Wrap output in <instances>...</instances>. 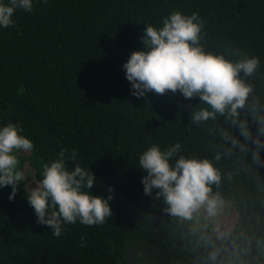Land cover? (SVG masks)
<instances>
[{"label": "trees", "instance_id": "obj_1", "mask_svg": "<svg viewBox=\"0 0 264 264\" xmlns=\"http://www.w3.org/2000/svg\"><path fill=\"white\" fill-rule=\"evenodd\" d=\"M172 11L203 18L207 50L238 47L259 58L248 104L258 101L256 115L264 116V0H34L31 13L17 10L14 25L0 28V128L19 124L34 145L18 154L26 178L15 197L9 200L11 186L0 188V264H209L208 250L198 244L201 232L222 249L218 261L264 264V149L261 165L250 151L226 154L221 146L230 145L219 129L243 137L223 116L193 124L199 97L148 92L137 98L125 78L122 65L142 50L144 25L162 27ZM248 104L241 115L255 135ZM175 143L180 154L208 158L221 172L213 192L236 213L221 237L213 227L169 216L154 198L157 190L144 195L139 155L153 144L165 150ZM64 148L77 150L69 167L79 163L94 174L92 195H112L113 216L103 225H66L57 238L37 223L25 196Z\"/></svg>", "mask_w": 264, "mask_h": 264}, {"label": "clouds", "instance_id": "obj_2", "mask_svg": "<svg viewBox=\"0 0 264 264\" xmlns=\"http://www.w3.org/2000/svg\"><path fill=\"white\" fill-rule=\"evenodd\" d=\"M47 4L48 0H39ZM34 0H9L8 5L0 3V28L14 25L13 15L17 10L31 13ZM205 21L198 13L185 15L172 11L162 18V27L144 25L141 35L142 50L130 53L122 65L125 78L131 85V94L137 98L148 92L166 95L179 92L185 99L199 97L198 109L191 112V122L200 125L223 116L238 130L243 142L225 129L219 135L225 144L222 150L231 155L233 149L251 152L252 162L261 165L260 151L264 149V116H257V104H248L254 92L250 82L259 73L260 60L250 56L238 47L226 46L219 53H213L204 46ZM227 57V58H226ZM246 104L256 125L255 135L250 131L249 121L242 118L241 110ZM19 124L9 122L0 128V188L11 186V201L25 174L20 169L19 153H31L34 145L20 133ZM249 142L254 147L250 150ZM182 145L161 150L153 144L139 155V169L146 173L142 178L143 192L155 199H162L164 212L181 223L193 221L201 212L209 220H215L222 212L225 201L219 191L221 172L208 158H197L180 154ZM77 150L61 149L56 158L42 167V179L35 180V187L28 186L26 201L34 210L37 223L52 229V235L59 238L66 225L92 227L103 225L113 216L109 201L113 199L94 196L91 189L96 178L88 167L75 163ZM215 161L221 153L214 155ZM231 178V173L228 174ZM109 193L113 191L109 188ZM196 233L197 229H191ZM81 237V247L84 246ZM199 246L207 249L209 264H231L219 260L222 249L217 247L211 236L201 232Z\"/></svg>", "mask_w": 264, "mask_h": 264}, {"label": "rangeland", "instance_id": "obj_3", "mask_svg": "<svg viewBox=\"0 0 264 264\" xmlns=\"http://www.w3.org/2000/svg\"><path fill=\"white\" fill-rule=\"evenodd\" d=\"M225 201V200H224ZM236 213L231 208L230 203L225 201L224 208L221 214L215 220H209L205 217L203 212L195 218L192 223L200 228H211L215 229V234L221 237L227 230H229L235 221Z\"/></svg>", "mask_w": 264, "mask_h": 264}]
</instances>
